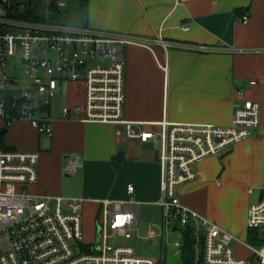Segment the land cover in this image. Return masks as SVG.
Here are the masks:
<instances>
[{"label": "crops", "instance_id": "crops-1", "mask_svg": "<svg viewBox=\"0 0 264 264\" xmlns=\"http://www.w3.org/2000/svg\"><path fill=\"white\" fill-rule=\"evenodd\" d=\"M64 1L65 6L56 11L64 23L136 39L124 47V116L144 122L145 129H156L153 124L163 119L228 126L236 103L243 99L260 103L261 128L220 156L196 164L195 178L179 188L181 202L234 235V245L247 240L248 209L258 200L264 183V0ZM242 16H247L246 22ZM159 36L169 43L167 49L157 41ZM252 81L255 83L250 84ZM56 93L63 94L62 109L81 102L83 88L80 82H61ZM61 109L50 118L51 136L40 134L24 119L32 130L29 137L9 141L11 145L4 143L5 149L39 153L36 191L60 192L64 178H69L62 174L65 156L75 153L82 158L81 169L85 170L79 176L82 194L90 197H81L83 207L96 212L95 225L103 199L130 198L139 203L133 231L138 229L142 204L162 211L157 203L159 171L154 143L128 139L122 125L64 119ZM132 128L138 131V127ZM149 146L154 150H144ZM120 150L125 151L124 160L113 159ZM110 167L117 170L114 177L99 176V170ZM128 183L135 187L131 196L125 190ZM241 186L244 191L240 196ZM108 208L112 210L114 204ZM146 219L152 221L141 239L152 244L136 252L137 256L143 264L147 258L168 262V251L175 248L163 241V218L159 234L157 215L146 211L142 220ZM169 236H173L171 232ZM177 252L179 261L168 263L182 262L181 250Z\"/></svg>", "mask_w": 264, "mask_h": 264}, {"label": "built area", "instance_id": "built-area-1", "mask_svg": "<svg viewBox=\"0 0 264 264\" xmlns=\"http://www.w3.org/2000/svg\"><path fill=\"white\" fill-rule=\"evenodd\" d=\"M36 2L41 10L39 16L34 13ZM64 6V0H0L3 127L25 118L40 134L51 136L48 112L59 84L80 82L82 101L72 107L64 106L61 117L83 123L122 125L128 139L154 143L162 225L181 239L188 232L193 242L194 264H264V183L260 187L261 199L249 206L247 215V228L253 231L257 245L240 242L248 252L243 257L235 254L234 235L184 205L179 195L180 186L195 178L196 164L209 156H220L261 128L260 103L250 99L236 103L228 126L163 119L153 124L156 129H145L144 122L124 116V47L136 39L120 32L54 23L46 17ZM241 20L246 22L247 16ZM182 28L189 29L187 25ZM157 41L165 49L169 46L161 36ZM43 107L47 108L41 111ZM65 159L62 174L76 176L82 168V158L71 153ZM38 160V152L0 146V264H143L132 246L108 242L111 238L132 237L138 202L130 198L101 200L102 220L96 223L94 239L83 242V198L28 192V187L38 181ZM125 190L131 196L135 187L128 183ZM111 203L112 210L108 208ZM173 247L181 250L182 242L175 241ZM145 261L171 264L154 258Z\"/></svg>", "mask_w": 264, "mask_h": 264}, {"label": "rangeland", "instance_id": "rangeland-1", "mask_svg": "<svg viewBox=\"0 0 264 264\" xmlns=\"http://www.w3.org/2000/svg\"><path fill=\"white\" fill-rule=\"evenodd\" d=\"M64 8H62L63 10ZM41 10L39 7V2L34 3V13L35 15L39 16ZM46 15V14H45ZM46 17L54 23H64L63 18L61 16H59V14L56 11H51L49 12ZM22 74V72H21ZM63 101V94L61 93H56L54 98L51 100V109H50V113H49V118H52L54 113L58 110L61 109V102ZM36 116H39V113H36ZM25 118H20L19 120H13L11 122V124H9V126H6L5 128H7V133L2 135V141L6 144V145H11V141L13 143H15V141L17 140H21L22 138L25 139L26 137H29L28 135H30V132H32V130L30 129L29 124L25 123L24 121ZM3 122L0 120V130L3 127ZM10 141V143H9ZM14 145V144H13ZM17 147V146H16ZM144 150L146 151H153L154 150V146H149L144 148ZM39 163V160H38ZM37 163V169L39 167ZM105 172V173H104ZM116 168L114 167H110V169L107 170H100L98 171L99 176H104L106 174H112V176L114 177L116 175ZM83 173L85 174V170L80 169L77 173L76 176L74 177H69V178H64L65 182H64V186L63 189L58 192V193H52L49 192L53 195H62L64 197L67 198H90L88 196H85V194H82V189H81V179H80V174L83 175ZM78 176V177H77ZM103 177V178H104ZM38 182V181H37ZM244 187V186H243ZM242 186L240 187L241 192L239 191L238 194H240V196L242 195V192L244 191V188ZM28 192H37L36 189L34 188V186L32 187H28ZM41 193V192H38ZM44 193V192H42ZM147 211V213H151L154 212L155 215H157L158 217V224L159 226H157V232L158 234L161 233V217H162V211H160L159 208H148L142 204L140 207V213H139V225H138V229L134 230L132 233V238L129 240H126L124 238H111L108 239V242L111 241H116L120 244H129L132 245L133 247H135L136 252L137 253H141V249L142 248H148L151 246L152 242L143 240L141 238H143L144 236H146V232L149 228V225L151 223L152 220L150 219H146V220H142L143 214ZM95 211L90 207V206H85L81 209V215H82V221H83V232H82V240L83 242H91L94 239L95 236V222H94V217L95 215ZM95 215V216H94ZM150 215V214H149ZM100 220H102V216L100 217ZM160 227V228H159ZM164 243L166 244L167 247L171 248L174 246L175 241H178L179 243L181 242V238H179L178 236H169L170 234V229L169 228H165L164 232ZM250 234L252 236L248 237L247 240L244 238L243 241H241L242 243H250L251 245H257V243L254 240V233L253 231L250 232ZM146 239V237H145ZM242 243H239L238 245H232L233 248L235 249V254L236 256H247L248 252L246 250V248L243 246ZM172 250V249H170ZM167 261L168 262H178L179 261V254L177 252V250L175 249L174 251H172L171 253L168 251L167 254Z\"/></svg>", "mask_w": 264, "mask_h": 264}, {"label": "trees", "instance_id": "trees-1", "mask_svg": "<svg viewBox=\"0 0 264 264\" xmlns=\"http://www.w3.org/2000/svg\"><path fill=\"white\" fill-rule=\"evenodd\" d=\"M5 128V126H4ZM0 146L4 148H8L4 142L2 141V135H0ZM252 236L250 233L248 237ZM194 250H193V242L190 239L188 232H184L182 249H181V260L182 264H194ZM202 264V263H198Z\"/></svg>", "mask_w": 264, "mask_h": 264}, {"label": "water", "instance_id": "water-1", "mask_svg": "<svg viewBox=\"0 0 264 264\" xmlns=\"http://www.w3.org/2000/svg\"><path fill=\"white\" fill-rule=\"evenodd\" d=\"M47 107H43V108H41V111H43V110H45ZM5 133H7V128H3V129H1L0 130V135H2V134H5ZM124 158H125V151L124 150H120L118 153H117V155L116 156H114V158L113 159H115V160H124ZM68 177V176H67ZM261 197H262V192L260 191V193H259V200L261 199ZM173 229H175V227L173 228ZM99 229L97 230V234H96V247L98 248L99 247V242H100V240H99Z\"/></svg>", "mask_w": 264, "mask_h": 264}]
</instances>
